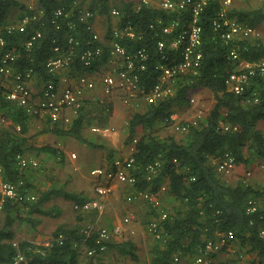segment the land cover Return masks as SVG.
<instances>
[{
	"label": "trees",
	"instance_id": "1",
	"mask_svg": "<svg viewBox=\"0 0 264 264\" xmlns=\"http://www.w3.org/2000/svg\"><path fill=\"white\" fill-rule=\"evenodd\" d=\"M25 1L0 0V35L6 40L4 50L17 54L16 69H31L38 82L54 81L59 76L50 73L46 68L47 61L56 55L54 48L57 47L61 54H67L70 63H73L71 67H78L80 65L75 62L80 53L100 43L93 39V34L101 37L105 43L114 28L127 24L133 26L141 38H120L118 42L127 50L146 47L151 53V59L156 60L158 54L155 39H152L148 27L149 23L159 17L165 22L178 18L176 13H167L160 8L139 4L134 0H114L117 1L114 6H111L110 0H36V6L27 5ZM11 9L17 13L16 20L25 16L31 18L33 15L36 18L30 19L22 31L16 30L8 35L6 26L15 23L8 21ZM57 9L69 13L59 29H56V24L53 23V12ZM112 9L119 12L118 20L114 24L111 22ZM218 9L219 1L211 0L199 14L202 58L196 74L178 77L173 94L145 106L144 111L133 114L128 122L126 143L132 144L133 140H136L132 152L135 165L133 173L137 178L134 189L146 188L145 166L159 160L162 162V168L153 181L152 192L156 194L159 183L167 180V195L179 203L168 212V218L162 223V237L156 239L158 242L151 249L149 264H172L176 254H192L204 242L212 241L219 234L229 231L233 234V240L229 245H224L219 250L220 253L228 252L232 243L237 241L238 248L247 254L242 264H264V239L260 237V232L264 231V189L253 188L241 181L230 185L218 175L216 166L210 164L212 160L219 162L226 157L234 159V166H247L254 160H264V135L257 129V124L264 120V74L255 75L243 94L236 95L227 90L225 80L234 67L227 59V46L215 35L212 27ZM85 11L92 14L97 11L99 15L104 16L106 25L102 32L97 33L94 29V15L87 23L79 20L81 13ZM39 12L42 14L39 15ZM227 15L251 26L264 18L260 10L243 11L229 8ZM38 32L40 36L34 40L30 52L27 51L26 42ZM104 49L103 59L92 63V71L108 61V48ZM237 49L240 59L248 63L264 60V43L259 38L238 42ZM157 77L158 74L154 71L151 80L145 83L144 91H149ZM197 89H205L213 96L214 104L206 117L195 125L183 123L187 130L180 142L172 137L158 138L155 135L156 126L168 125V120L176 109L188 107V94ZM112 109L109 96H93L83 102L70 124L52 123L50 118H47V124L41 133L68 137L90 148L103 149V145L86 140L82 136V130L85 125L93 122L101 127L107 126ZM0 112L10 119L13 128L16 125L20 127L17 136H12L7 131L0 132V178L13 184L17 191L15 197L4 198L0 208V213L3 214V221L0 220V264H82L81 247L84 250L94 247V231L86 236L77 229L59 227L51 234L52 241L48 246L36 245L29 240L14 241L15 232L12 226L15 221L29 224L35 230L39 225V219L31 216L21 217V208L26 209L29 214L41 217H53L55 212L44 210L40 206L48 198L46 193L37 203L32 202L29 199L31 186L23 181L24 171L37 169L39 162L36 168L21 170L16 160L17 154H25V135L30 130L31 115L26 108L5 101L0 104ZM137 128L143 130L138 139L135 138ZM35 150L38 153L61 155L52 146H42ZM107 152V158L112 161L113 150ZM63 196L74 203L82 200L73 194L63 193ZM251 202L254 210L249 212ZM153 215L155 214L152 211L151 216ZM60 235L62 239L58 240ZM107 248L133 261L138 260L136 246L131 240L109 243Z\"/></svg>",
	"mask_w": 264,
	"mask_h": 264
},
{
	"label": "built area",
	"instance_id": "2",
	"mask_svg": "<svg viewBox=\"0 0 264 264\" xmlns=\"http://www.w3.org/2000/svg\"><path fill=\"white\" fill-rule=\"evenodd\" d=\"M139 4L160 8L167 13H176L178 18L164 21L162 17L157 18L154 22H150L148 27L152 33V39H155V48L158 58L151 59L149 49L146 47L137 50H127L119 42L118 39L126 40L140 39L141 35L133 26L127 24L112 30L111 37L103 43L101 37L93 34L94 40L100 42L99 45L87 48L80 53L78 60L75 62L80 65L71 67L70 58L67 54H61L56 47L54 52L56 55L50 58L46 63V68L50 73H56L59 76L56 80H48L40 82L41 86L36 98L33 96V90L30 83L35 76L31 69L19 71L16 69L17 54L13 51H5L6 40L0 35V104L5 101L17 107L26 108L30 115L42 113L50 118L52 123L70 124L77 115L83 102L86 100L85 92L92 91L96 88V80L98 79L102 86L104 95L119 100L125 105H132L139 98H145L151 103L169 97L173 90L172 84L180 76L187 74H196L202 58V29L199 25V14L210 4L211 0H134ZM219 9L212 21V27L215 35L227 46V59L233 65L232 72L227 76L225 84L227 90L240 95L245 92L257 74H264V61L258 63H248L239 57L237 43L249 40L255 37L256 30L253 26L238 21L235 17H229L227 11L232 4V0H218ZM31 8V6H29ZM42 12H39L41 15ZM67 12L57 9L53 12V23L56 29H59L62 22L68 17ZM113 17H119V12L111 11ZM93 17V14L85 11L81 13L79 20L86 23ZM36 16H25L6 26L7 34L14 31H22L29 23L30 19ZM188 19V21H187ZM159 28V29H158ZM40 36V33L32 36L25 44V49L30 52L34 40ZM72 39H70L71 41ZM107 49L108 61L112 64V69L108 73L101 76L98 69L92 71V63L100 62ZM70 64V65H69ZM149 64L151 66L149 67ZM153 69L157 72L158 77L155 83L144 91L145 83L151 80ZM67 74L62 77L63 73ZM98 76V78H97ZM176 114H172L168 123L176 127L177 130L186 131L187 127L180 126L176 122ZM7 119L0 112V124H9ZM15 130H19L18 125L14 126ZM91 132L102 138H108L112 133V128L108 126H93ZM136 140L130 146L126 156L116 157L107 167H97L90 171V175L95 177L93 187L94 196L83 201L73 204L72 208L75 212H95L99 216L104 208L103 198L111 193L109 181L117 180L125 182L135 188L136 176L133 173L135 169L134 158L132 152L135 149ZM72 159L76 158L75 154H71ZM18 167L21 170L26 168H36L38 161L26 158L22 154L16 156ZM234 167V159L226 157L219 161L216 169L221 173H229ZM162 162L155 160L145 166L144 180L147 186L144 190H134L133 200L142 199L151 208L152 216L147 230L155 239L162 237V223L168 218V212L161 206L158 193L166 190L167 186L159 185L156 194L152 192V184L160 173ZM1 173V170H0ZM17 194L13 184L1 180L0 178V208L4 198L15 197ZM132 196V197H133ZM33 200L34 197H30ZM254 210L251 202L249 212ZM132 218L127 216L124 223H128ZM94 231L93 236L94 247L86 249V255L94 258L102 254L110 243L114 235H121L122 226L114 227L112 231L106 227L98 225L95 229L89 228L84 231L86 236ZM260 237L264 239V231L260 232ZM62 239L61 235L58 240ZM233 240L232 232L219 234L214 240L206 241L202 246L198 247L194 252L191 264H212L214 262V254L219 252L224 245H229ZM50 238L44 242V246L50 245ZM178 256H174L172 264H176Z\"/></svg>",
	"mask_w": 264,
	"mask_h": 264
},
{
	"label": "rangeland",
	"instance_id": "3",
	"mask_svg": "<svg viewBox=\"0 0 264 264\" xmlns=\"http://www.w3.org/2000/svg\"><path fill=\"white\" fill-rule=\"evenodd\" d=\"M116 2L117 1L110 0L111 6H114ZM25 3L27 5L36 6V0H26ZM84 6H87V2L84 3ZM230 8L243 11L260 10V12L264 14V0H232ZM16 15V11L11 9L8 13V21L16 22ZM93 15L94 29L97 33H100L106 25L104 16L99 15L97 11ZM115 21H117V17H111V22L113 24ZM253 25L256 30L254 38H259L264 43V18L262 20H257ZM111 69L112 64L109 63V61H106L98 67V70L101 71L100 73H103L101 76L111 71ZM66 74V72L63 73L62 77ZM175 85L176 82L172 84V94L175 91ZM40 86V82H38L36 78H33L30 87L33 90L34 98L37 97ZM93 96L97 98H103L104 96L101 83L98 79L96 80V88L92 91L85 92L86 99ZM188 99V107L176 109L174 113L177 116L175 123L180 126H185L183 123L195 125L201 122L214 104L212 94L205 89L190 91ZM110 100L113 109L110 122L107 126L112 128L114 134L109 140H104L93 135L91 128L93 126H99L96 122H93V124L84 126L82 136L89 142L105 146L106 150H113L114 157L125 156L129 152L131 146V144L126 143L129 120L133 114L144 111L145 106L153 103L142 97L134 101L132 105L126 106L119 100L113 98H110ZM47 120V116L42 113L31 115L29 120L30 132L26 135L29 142L27 141L24 147L26 148L24 156L37 160L39 162V167L37 169L25 170L23 181L31 186L29 195L30 197L34 196L32 202L37 203L45 193L48 195V198L44 200L40 206L44 210H53L55 215L53 217H41L37 214H29L26 209L21 208V217L31 216L34 219H39V225L35 230L29 226V224H24L20 222V220L15 221V224L12 226V230L15 232V242L29 240L36 245H43L59 227L77 229L84 232L89 228L95 229L97 226L94 225L99 222L95 212H75L72 208L74 203L73 200L64 197L63 193L76 195L79 199H82L80 201L91 198L94 181L90 176V171L104 165L106 161V158H104L106 151L97 147L95 149H90L88 146L80 144L68 137L54 136L51 133H41L47 124ZM8 126V124H0V132L7 131L10 135L17 136L19 130H15L12 126V128ZM257 129L264 135V120L257 124ZM142 133L143 130L137 128L135 138L138 139ZM185 133L186 131L177 130L176 127L171 124H158L155 131V135L160 139L172 137L179 142L184 139ZM42 146H52L56 148L61 155L54 156L45 152L38 153L35 149ZM71 154H75L76 159H72ZM245 154H247V152H245ZM217 163V160H212L210 162L212 166H216ZM217 173L230 185H234L241 181L253 188L264 189V160H254L247 166L243 164L235 165L229 173H221L218 170ZM160 183L161 185L167 186V180H162ZM119 194L121 195L120 192ZM122 194H124V192H122ZM160 198L167 212H171L172 209L179 204L173 201L165 192L160 194ZM109 199L111 203L109 206L110 208H107V213L113 212V215L110 217L112 220H114L115 213L119 214L121 219L122 216L120 212L124 215L123 210L119 209H122V206H124V204L120 202L122 199L116 197L114 194L110 195ZM146 205L147 204H144L141 211H136L137 205L132 209L131 212H133V214H128V216L131 218L135 216V218H132L128 223H124L127 226V233H122L123 235L118 239V241L131 240L135 244L138 257L137 261H132L129 257L120 255L114 250H108V248L98 259H90L87 257L83 247H81L82 264H88L90 261L92 264L147 263L151 258V249L158 241L149 234L147 230L148 223L144 224L150 221L149 216L152 214L150 206ZM125 214H127V212ZM2 219L3 214L0 213L1 222L3 221ZM227 251L228 252H219L212 264H242L247 258L245 251L238 248L237 241L233 242L232 247ZM193 254L194 253H187L182 255L178 253L177 256L179 261L176 264H191Z\"/></svg>",
	"mask_w": 264,
	"mask_h": 264
},
{
	"label": "crops",
	"instance_id": "4",
	"mask_svg": "<svg viewBox=\"0 0 264 264\" xmlns=\"http://www.w3.org/2000/svg\"><path fill=\"white\" fill-rule=\"evenodd\" d=\"M126 106V105H125ZM32 120V119H31ZM12 122L10 121L9 122V126L8 127H11V124ZM12 128V127H11ZM29 132H30V130H29ZM28 132V133H29ZM114 134V132L108 137V138H102V137H100V136H98V135H95V134H93V135H95V136H98L99 138H101V139H104V140H109L110 139V137L112 136ZM26 136V135H25ZM28 141V140H27ZM29 142V141H28ZM77 142V141H76ZM79 143V142H78ZM93 143V142H92ZM81 144V143H80ZM95 144V143H94ZM85 146H87L86 144H84ZM97 145V144H96ZM90 148V147H89ZM96 148V147H95ZM95 148H90V149H95ZM99 149H101L102 150V148H99ZM104 150L103 151H106L105 152V157L104 158H106V161L104 162V167H107V166H109L112 162H113V160L116 158V157H114L113 158V160L112 161H109V159L107 158L108 157V150H106L105 149V146H104V148H103ZM128 154V153H127ZM126 154V155H127ZM125 155V156H126ZM76 159V158H75ZM99 167H101V166H99ZM91 176V175H90ZM91 178H92V180L94 181V184H95V177H92L91 176ZM109 183V185H110V188H111V193L108 195V196H106L105 198H103V205H104V208H103V210H102V213H100L99 214V216L100 217H98L97 216V220L99 221V222H97L96 223V225H94V226H98L99 224H100V226L102 225V227H105L106 226V228L107 227H109V228H107V229H109L110 231H112L113 229H114V227H121L122 226V233L124 234V233H127L126 231H127V226L124 224V218L125 217H127L128 216V214H133V212H131L132 211V209L137 205L138 207L136 208V211H141L142 209H143V206H144V204H147L144 200H142V199H136V200H133V198H134V196H133V192H134V188L133 187H131L130 185H128L127 183H125V182H119V181H117V180H113V181H109L108 182ZM160 185H161V183H159ZM167 191V188H166V190L165 191H163V192H160V193H158V198L160 199V202H161V198H160V194H162V193H167L166 192ZM119 192L121 193V195L119 194ZM122 192H124V194H122ZM117 193H118V195H117ZM116 195V197H119V198H121L122 199V201H120L121 203H123L124 204V206H122V209L121 208H119L120 210H123V212H124V215H122V212H120V214H121V216H122V218L120 219V217H119V214H116L115 213V217H114V220H112L110 217L113 215V212H109V213H107L108 212V209L110 208L109 206H110V203H111V201H110V199H109V196L110 195ZM94 196V192L92 191V197ZM133 196V197H132ZM144 203V204H143ZM146 206H148V204L146 205ZM161 206L164 208V206H163V204H162V202H161ZM109 207V208H108ZM108 208V209H107ZM127 212V214H125ZM82 216V215H81ZM91 217H92V213H91ZM82 218H83V216H82ZM133 219L135 218V216L134 217H132ZM149 220H151V218H152V216L150 215L149 216ZM80 220V219H79ZM81 221H82V219H81ZM105 225V226H104ZM126 226V227H125ZM129 229V228H128ZM121 233V235H114L112 238H111V240H110V243H118V242H121V241H118V239L120 238V236H122L123 234ZM123 241V240H122ZM137 255V254H136ZM138 259V258H137ZM133 261V260H132ZM101 263H102V260H101ZM150 263V260L147 262V263H142V264H149ZM134 264H138V262H134ZM139 264H141L140 262H139Z\"/></svg>",
	"mask_w": 264,
	"mask_h": 264
},
{
	"label": "clouds",
	"instance_id": "5",
	"mask_svg": "<svg viewBox=\"0 0 264 264\" xmlns=\"http://www.w3.org/2000/svg\"><path fill=\"white\" fill-rule=\"evenodd\" d=\"M168 124H169V123H168ZM75 203H76V202H75ZM73 204H74V203H73ZM72 206H73V205H72ZM106 250H107V249H106ZM106 250H105V251H106ZM105 251H104V252H105ZM85 252H86V248H85ZM104 252H103V253H104ZM100 255H101V254H100ZM100 255H98V257H99ZM175 256H177V254H176ZM96 257H97V256H96ZM96 257H94V259H95Z\"/></svg>",
	"mask_w": 264,
	"mask_h": 264
}]
</instances>
